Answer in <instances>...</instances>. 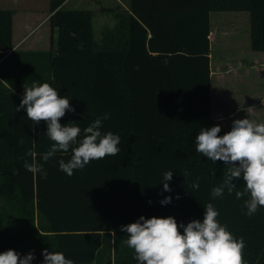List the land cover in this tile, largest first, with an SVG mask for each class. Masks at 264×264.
<instances>
[{
  "label": "trees",
  "instance_id": "1",
  "mask_svg": "<svg viewBox=\"0 0 264 264\" xmlns=\"http://www.w3.org/2000/svg\"><path fill=\"white\" fill-rule=\"evenodd\" d=\"M66 1L49 0L50 48L43 52L13 50V12L0 10V253L33 252L32 264H43L44 249L74 264H138L121 226L140 216L202 222L212 203L219 222L244 238L247 264H264V207L249 216L247 196L237 199L225 189L213 198L227 165L214 164L194 144L201 128L213 126L210 13L247 12L251 49L264 52V0H129V12L100 9L116 21L100 38L93 12L63 9ZM33 82L49 83L70 99L75 113L66 112L62 125L74 121L83 130L108 113L101 132L121 137L119 154L72 176L58 163L71 150L44 163L41 155L53 143L47 125L33 126L25 109L16 112L23 85ZM29 150L47 178L25 169ZM170 170L166 192L163 174ZM233 182L243 190L242 179ZM167 196L171 203L162 205Z\"/></svg>",
  "mask_w": 264,
  "mask_h": 264
},
{
  "label": "clouds",
  "instance_id": "2",
  "mask_svg": "<svg viewBox=\"0 0 264 264\" xmlns=\"http://www.w3.org/2000/svg\"><path fill=\"white\" fill-rule=\"evenodd\" d=\"M23 88L24 95L16 112L25 109L33 126L43 121L47 125L45 135L53 142L41 155L44 163L57 152L71 150L70 159L67 162L60 159L58 163L61 171L72 176L74 170H83L92 161L116 156L121 151L119 135L111 131L101 132L103 121L110 118L108 113L97 117L83 130L74 121L62 125L60 120L66 112L75 113L67 96H61L59 90L49 83L33 82L31 86L24 84ZM220 132V125L201 128L194 140L198 153L214 164L222 161L227 165L221 184L212 189L211 195L213 198L222 197L226 189L230 195L235 192L237 199L247 196L244 208L247 209L246 215L251 216L264 207V123L249 118L236 119L230 131L222 136L218 135ZM19 143L23 144L24 140ZM27 155L32 161H24L25 169L47 178L37 154L29 150ZM189 174L184 172V176ZM172 178L171 170L163 174V191H172L168 183ZM241 179L245 186L243 190H237L233 181ZM192 187L199 188V184L194 183ZM176 199H180L179 195ZM171 201L172 197L167 196L160 203L167 205ZM204 207L203 221L192 220L186 225L178 224L172 216L147 219L140 216L136 222L121 226L120 230L128 237L124 243L134 250L138 264H247L243 256L244 238L237 239L226 225L219 222V212L212 203ZM42 255L43 264H74L62 252L44 249ZM34 259L33 252L24 256L12 249L0 253V264H32Z\"/></svg>",
  "mask_w": 264,
  "mask_h": 264
},
{
  "label": "crops",
  "instance_id": "3",
  "mask_svg": "<svg viewBox=\"0 0 264 264\" xmlns=\"http://www.w3.org/2000/svg\"><path fill=\"white\" fill-rule=\"evenodd\" d=\"M68 1L69 0L62 5L63 9ZM102 1L103 0H78L77 3H75L76 6H82L84 9L70 10H90L95 15V12L99 11L96 7L97 3L101 4ZM102 6L104 8H109L107 5L102 4ZM129 8V0H115V7H111V9H114L115 12H129ZM0 10H10L13 12L12 45L13 50L20 51L19 48L22 46V40L20 38L21 36L18 38L15 27L16 23L19 22L18 17L21 19V24L25 25V28H27V26L31 23L36 24L40 20V17H38L37 12L20 13L18 16L15 0H0ZM235 13L240 14H234L238 17L236 19L235 17L231 19H233L239 26L235 30L231 29V31H227L221 27L218 38L219 47L221 45L222 50L217 55L215 54L216 51L213 53L211 49V44L216 43L215 41L217 40V35L212 31L213 28L210 25L209 58L211 70V102L213 100L214 92L212 84H217L216 88L221 89L224 97L226 96L228 98L229 96H232V99H234L232 103L225 101L226 106L223 105L224 103L220 104L219 106L223 107L216 108V112H214L212 107L211 115L213 119V126L220 125L221 128L228 126V123H225L224 121L227 120L225 119L226 117H232L234 120L249 118L250 120L257 122V84H264L262 83L264 82V71H262V69H264V52H258L251 49L249 15L247 12ZM49 16L50 14H47V24ZM98 18L100 21L105 19L102 16ZM220 21L224 20L220 19ZM232 23L233 21L230 24ZM115 25L116 21L114 20L110 28L113 27L114 29ZM101 35L97 38H100ZM48 42L50 43V37ZM30 44H32V42ZM258 77H260L262 82H258ZM229 106L231 107L230 109Z\"/></svg>",
  "mask_w": 264,
  "mask_h": 264
},
{
  "label": "rangeland",
  "instance_id": "4",
  "mask_svg": "<svg viewBox=\"0 0 264 264\" xmlns=\"http://www.w3.org/2000/svg\"><path fill=\"white\" fill-rule=\"evenodd\" d=\"M12 1V0H11ZM78 0H69L68 3L65 5L64 9L70 10V9H84L82 6H76L75 3H77ZM95 1V0H93ZM124 1V0H121ZM103 2V3H102ZM100 3H97V9L99 11L95 12V15L92 20V25H93V32L95 37H99L102 32L108 31V29H113L110 28L111 25L113 24V21L115 20L113 18V15L102 12L100 9L104 8L103 5H107L109 8L115 7V0H103ZM16 7H17V15L19 16L20 13H25V12H37L38 17H40V20L36 24H29L27 28H25L24 24H21V19L18 17V21L16 23V32L18 38L20 37L22 40V46H20V51H30V52H35V51H47L50 48V43L48 42L49 37H50V29L47 24V14L49 11V0H15ZM94 3V2H93ZM234 14H240V13H235V12H212L210 13V25L212 26V31L215 32L217 35V40L215 41L216 43L211 44V49L213 53L216 51V55L221 52L222 46L220 45L219 47V38L218 35L220 34L219 32L221 31V27L226 29L227 31L231 29L235 30L239 25L231 19L235 17V19L238 16H235ZM244 14V13H242ZM41 15V16H40ZM104 17L105 19L102 21L99 20L98 17ZM224 20V21H220ZM229 19V20H225ZM233 21L232 24H230ZM232 39V38H231ZM222 41V40H220ZM32 42V44H30ZM261 71V70H260ZM264 71V69H262ZM260 77H258V82H260ZM262 82V81H261ZM264 83V82H262ZM217 84H212L213 88V100H212V107L214 109V112H216V108L223 107L219 106L220 104L224 103L223 105L226 106V102L232 103L234 99H232V96H229L228 98L222 95L221 89H217ZM233 105V104H231ZM227 108V107H226ZM231 107L229 106V109ZM257 123H264V84H257ZM224 120L225 123H228V126H224V128H221V131H228L231 130V125L233 122V118H228L226 117ZM236 120V119H235ZM3 203L0 199V209H2ZM5 209V208H4ZM9 222L10 225L14 226L17 225L15 222V219L12 218L11 216L9 217Z\"/></svg>",
  "mask_w": 264,
  "mask_h": 264
}]
</instances>
